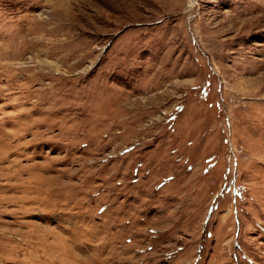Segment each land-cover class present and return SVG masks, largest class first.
Wrapping results in <instances>:
<instances>
[{"label": "rangeland", "instance_id": "1", "mask_svg": "<svg viewBox=\"0 0 264 264\" xmlns=\"http://www.w3.org/2000/svg\"><path fill=\"white\" fill-rule=\"evenodd\" d=\"M0 264H264V0H0Z\"/></svg>", "mask_w": 264, "mask_h": 264}, {"label": "bare ground", "instance_id": "2", "mask_svg": "<svg viewBox=\"0 0 264 264\" xmlns=\"http://www.w3.org/2000/svg\"><path fill=\"white\" fill-rule=\"evenodd\" d=\"M43 40V39H42ZM41 41V40H40ZM29 42V41H28ZM38 43V42H37ZM40 46V45H39ZM46 51V50H45ZM46 54V53H45ZM48 54V53H47ZM20 55V54H19ZM76 55V54H75ZM20 59V58H19ZM33 60V59H32ZM44 63V62H43ZM28 67H29V65H28ZM27 68V67H26ZM31 68V67H30Z\"/></svg>", "mask_w": 264, "mask_h": 264}]
</instances>
